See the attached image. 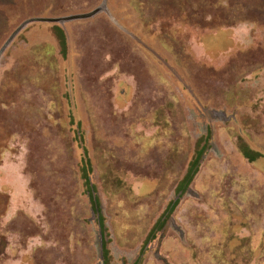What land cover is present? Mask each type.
I'll return each mask as SVG.
<instances>
[{"label": "rangeland", "instance_id": "1", "mask_svg": "<svg viewBox=\"0 0 264 264\" xmlns=\"http://www.w3.org/2000/svg\"><path fill=\"white\" fill-rule=\"evenodd\" d=\"M0 54V264H103L80 132L133 263L209 130L144 264H264V0H0Z\"/></svg>", "mask_w": 264, "mask_h": 264}, {"label": "trees", "instance_id": "2", "mask_svg": "<svg viewBox=\"0 0 264 264\" xmlns=\"http://www.w3.org/2000/svg\"><path fill=\"white\" fill-rule=\"evenodd\" d=\"M53 33L58 39L59 45L62 50L63 56H67L68 53V41L65 32L59 27L55 26L53 29ZM65 58V57H64ZM73 126L76 128V131L80 132L81 125L76 119H73ZM211 130L208 131V134L203 135V137L198 141V148L195 154L194 159L192 160L189 169L181 182L179 183L175 198L169 203L164 213L161 215L160 219L157 221L151 232L149 233L148 238L143 244L141 250L139 251L137 259L131 264H144L146 261V257L148 252L151 249V246L155 243L161 241L163 235L166 234L168 225L172 220V216L175 211L179 207L184 196L190 191L191 185L197 177L202 161L206 156L209 148L211 147ZM78 144H79V152H80V163L82 169V177L84 184L86 186V194L89 197V201L92 207V211L96 217V221L99 226L100 236L102 241V258L103 264H112V256L109 248V232L106 225V219L103 213V208L101 204L100 197L98 195L96 185L93 181L94 173L91 159L88 155V149L86 145V138L82 132L79 133ZM241 151L243 155L250 161L256 162L258 159L264 157L261 152L255 151L250 148L246 143L241 144ZM157 256L160 257V254L157 252ZM129 264V263H125Z\"/></svg>", "mask_w": 264, "mask_h": 264}, {"label": "water", "instance_id": "3", "mask_svg": "<svg viewBox=\"0 0 264 264\" xmlns=\"http://www.w3.org/2000/svg\"><path fill=\"white\" fill-rule=\"evenodd\" d=\"M90 17L89 15H80V16H76L75 19H84V18H88ZM33 21H41V22H48V23H57V22H61L62 20L60 19H36ZM28 23L24 24V26L22 28H24ZM2 53V52H1ZM1 56V54H0Z\"/></svg>", "mask_w": 264, "mask_h": 264}]
</instances>
